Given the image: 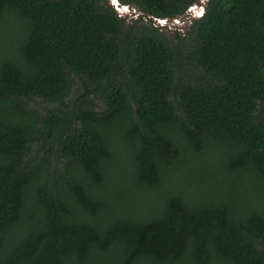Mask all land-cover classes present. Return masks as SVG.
I'll return each mask as SVG.
<instances>
[{"label": "trees", "instance_id": "obj_1", "mask_svg": "<svg viewBox=\"0 0 264 264\" xmlns=\"http://www.w3.org/2000/svg\"><path fill=\"white\" fill-rule=\"evenodd\" d=\"M109 1L0 0V264H264V0Z\"/></svg>", "mask_w": 264, "mask_h": 264}, {"label": "rangeland", "instance_id": "obj_2", "mask_svg": "<svg viewBox=\"0 0 264 264\" xmlns=\"http://www.w3.org/2000/svg\"><path fill=\"white\" fill-rule=\"evenodd\" d=\"M200 5H198V3L192 5L191 7H189L188 11L189 13L192 14V16L190 17V19H188L186 21L185 20H174L172 23H170L168 25V23L165 20H159L161 21L159 25H162L160 28L162 30V32L165 34V36H167V38L173 43V44H179V41L181 38H183L185 32L188 30L191 20H193L194 16L199 15L200 10L198 9V6H203V4H205L206 0H199ZM109 3L115 8V5H113L111 3V1H109ZM113 3L117 5V3L114 2ZM115 10H117V12L119 13H127V17L126 20L127 21H131L133 19L136 18V10L135 8H131V7H127V6H119L117 5V8H115ZM39 108L41 106H38Z\"/></svg>", "mask_w": 264, "mask_h": 264}, {"label": "water", "instance_id": "obj_3", "mask_svg": "<svg viewBox=\"0 0 264 264\" xmlns=\"http://www.w3.org/2000/svg\"><path fill=\"white\" fill-rule=\"evenodd\" d=\"M110 1H111V3H112L113 5H115V8H117V5L113 3V0H110ZM198 9L200 10V12H199L200 14L197 15V16H201V15L203 14V12H204V8H203V6H198ZM197 16H194V18L197 17ZM178 20H179V19H178ZM156 22L159 23V24H161V23H160L161 21H159V20H156Z\"/></svg>", "mask_w": 264, "mask_h": 264}, {"label": "bare ground", "instance_id": "obj_4", "mask_svg": "<svg viewBox=\"0 0 264 264\" xmlns=\"http://www.w3.org/2000/svg\"><path fill=\"white\" fill-rule=\"evenodd\" d=\"M114 2L117 3V5H119L118 2H117L116 0H114ZM119 6H120V5H119Z\"/></svg>", "mask_w": 264, "mask_h": 264}]
</instances>
